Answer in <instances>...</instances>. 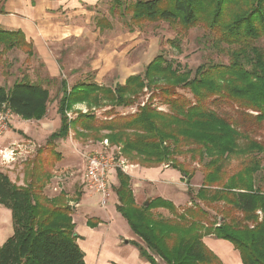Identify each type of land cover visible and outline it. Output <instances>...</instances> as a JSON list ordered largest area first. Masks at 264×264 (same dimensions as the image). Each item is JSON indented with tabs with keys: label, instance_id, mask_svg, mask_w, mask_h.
Masks as SVG:
<instances>
[{
	"label": "trees",
	"instance_id": "trees-1",
	"mask_svg": "<svg viewBox=\"0 0 264 264\" xmlns=\"http://www.w3.org/2000/svg\"><path fill=\"white\" fill-rule=\"evenodd\" d=\"M111 1L113 8L122 0ZM129 6L134 24L163 21L178 33L203 28L212 34L215 48L227 46L228 63L182 70L159 54L142 73L114 87L95 82L68 87L61 80L59 127L46 147L25 162L24 185L0 170V204L12 220V234L0 246V264H85L66 193H44L61 156L54 143L66 138L71 127L77 138L107 139L121 156L137 159L144 168L167 164L186 178L190 206L181 208L161 196L145 205L136 203L129 176L115 170V208L144 243L134 244L151 264H223L204 244L206 235L228 241L243 264H264V190L255 182L264 169V142L250 133L264 123V48L255 45L264 39V0H136ZM13 49L33 54L21 30L0 28V58ZM178 88L187 89L192 99ZM145 91L150 99L162 96L167 110L146 102L127 115L101 120L94 114L106 106H132ZM48 102V90L28 79L16 80L8 89L0 85V106L24 120L43 119ZM223 102L237 109L222 114L216 107ZM77 104H84L86 112L74 109ZM69 112L76 116L69 118ZM184 153L203 166L195 192L189 184L192 174L176 158ZM233 159L239 164L229 173ZM158 209L171 216L154 212ZM97 223L87 221L91 227Z\"/></svg>",
	"mask_w": 264,
	"mask_h": 264
},
{
	"label": "rangeland",
	"instance_id": "rangeland-1",
	"mask_svg": "<svg viewBox=\"0 0 264 264\" xmlns=\"http://www.w3.org/2000/svg\"><path fill=\"white\" fill-rule=\"evenodd\" d=\"M134 1L136 0H122L120 6L112 8L111 0H101L95 8L91 9L92 14L88 19L72 20L73 23L77 22L79 25L85 22L89 33H83V35L67 41L53 40L54 42L52 43H42V51L39 53L33 52L32 55H28L22 50L13 49L5 52L0 58L1 86L8 89L14 81L28 79L31 82L41 84L49 92V102L43 118V124L40 126L39 123H29L36 134H42L38 141L40 145H44L47 136L51 132L56 131L60 124L57 105L61 96V80H65L68 87L78 82H95L114 87L117 83H123L127 76L142 73L145 66L159 54H162L168 61H171L182 70H195L201 64L228 63L227 46L222 44L219 48H215L212 34L201 27L178 33L163 21L132 23L130 21L131 12L129 5ZM68 21L71 20L67 19ZM99 26L102 30L99 29ZM255 45L264 48V39L256 41ZM176 91L187 99H192L187 89L178 88ZM145 92L132 106H106L95 110L94 114L101 120L113 117L115 114L127 115L136 112L138 106H142L146 102H150L152 106L160 110H167L166 105L161 102L162 96L160 97L156 93V96L150 99L151 93ZM81 106L83 108L82 112L86 110L84 105ZM216 109L222 114H225V112L233 113L237 106L223 102ZM68 114L69 118L76 116L72 112ZM14 118V114H11V130L9 129L7 134L12 133ZM17 118L23 124L29 121L19 116ZM250 133L256 140L264 142V123ZM33 138L35 139V136ZM101 141L91 136L86 139L77 138L74 128L71 127L66 138L56 141V146L60 147L64 154V161L61 164H72L73 169L82 170V153L87 149L101 148ZM9 142L11 141L6 140L4 145L7 146ZM110 148L114 150V148L119 147L110 146ZM258 157L262 159L261 155ZM176 158L183 163L188 173L192 174L189 184L193 192H195L202 182L203 166L198 163V158L193 160L189 154L184 153ZM123 159L125 160V167L121 170L129 176L132 189L131 170L135 167H142V165L137 159L125 157ZM261 161L262 165H264V160ZM238 164L239 161L236 159L231 160L230 166L227 168L229 173H233L237 169ZM158 167L179 174L184 186L180 185L177 187L180 191L163 183H157V187L153 188L168 187L166 189L173 195L175 203L180 204L179 207L190 206L189 197L186 193V178L182 177L178 170L169 167L167 164H162ZM59 169L61 170L62 168ZM0 170L9 173L8 175L12 180L21 183L22 163L9 168L0 166ZM255 182L257 186L264 190V169L255 175ZM111 183L113 184V190V187L117 185V180L113 178ZM182 190H185L187 195L186 202L185 196L181 193ZM113 198L114 195L111 194L109 201L113 200ZM142 203L143 200L140 198L138 204ZM209 210L211 214H214V210ZM154 212L166 217L171 216L165 209L160 212L154 210ZM11 234L12 220L10 211L0 204V241L8 238Z\"/></svg>",
	"mask_w": 264,
	"mask_h": 264
},
{
	"label": "crops",
	"instance_id": "crops-1",
	"mask_svg": "<svg viewBox=\"0 0 264 264\" xmlns=\"http://www.w3.org/2000/svg\"><path fill=\"white\" fill-rule=\"evenodd\" d=\"M100 1L0 0V28L21 30L26 40L32 44L33 52L39 53L42 51V43H52L53 40L67 41L83 35V33H89L85 22L79 25L77 22L73 23L72 20L88 19L92 14L91 9L95 8ZM67 19L71 21L67 22ZM81 105L84 104H77L74 109L82 110ZM14 116L12 133L7 134L8 131L7 135L5 134L0 139V150L5 155H10L13 150L15 155V159L10 164L1 165L0 153V166L5 168L14 167L19 163H22L24 167L25 162L34 158L40 148L46 147L47 138L52 133L47 136L44 145H40L38 141L42 134H36L29 123H39L41 126L43 119L29 120L23 124L16 115ZM6 140L11 141L7 146L4 145ZM54 148L61 156L51 169L50 181L46 185L44 193L49 197L56 196L61 191L66 193L68 202L74 209L72 213L74 230L78 235L77 244L84 253L85 264H151L141 256L139 246H137L143 247L144 243L134 234L121 214L117 212L115 208L117 197L114 191L112 190L113 200L109 201L107 206L102 207L99 203L98 194L87 191L83 186L84 164L82 170L73 169L72 164H61L64 161L62 149L56 146V142ZM130 174L133 182L132 190L137 203L140 198L146 202L148 199L161 196L171 200L176 206L180 205L175 203L173 195L167 190L168 187H166L167 189L165 186L153 188L157 187V183H163L179 190L177 187L184 186L179 174L159 167H135ZM21 178V183H18L10 177L18 185H24L23 170ZM113 178L116 179L114 173ZM76 192L80 193L77 200H75L77 198ZM181 193L185 196L186 202L185 190H182ZM163 210L158 209L157 211ZM92 219L98 220L96 226L91 227L87 224V221ZM6 239H2L0 245ZM203 242L223 264H243L239 252L228 241L206 235L203 237ZM155 259L159 261L158 258L155 257Z\"/></svg>",
	"mask_w": 264,
	"mask_h": 264
},
{
	"label": "built area",
	"instance_id": "built-area-1",
	"mask_svg": "<svg viewBox=\"0 0 264 264\" xmlns=\"http://www.w3.org/2000/svg\"><path fill=\"white\" fill-rule=\"evenodd\" d=\"M83 112H86L84 110ZM11 112L0 106V139L10 129ZM69 115V114H67ZM101 148L87 149L82 153L84 164L83 186L87 191L98 194L99 203L102 207L107 206L112 194L111 179L116 168L125 167L124 159L121 156L119 148H110L107 139L101 141ZM1 163L10 164L14 160V151L10 155H5L1 150Z\"/></svg>",
	"mask_w": 264,
	"mask_h": 264
},
{
	"label": "water",
	"instance_id": "water-1",
	"mask_svg": "<svg viewBox=\"0 0 264 264\" xmlns=\"http://www.w3.org/2000/svg\"><path fill=\"white\" fill-rule=\"evenodd\" d=\"M144 204H145V205H147V204H148V202L146 201Z\"/></svg>",
	"mask_w": 264,
	"mask_h": 264
}]
</instances>
